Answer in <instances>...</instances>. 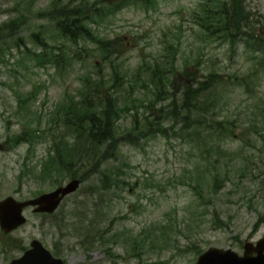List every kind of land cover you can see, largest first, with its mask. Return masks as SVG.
I'll return each instance as SVG.
<instances>
[{"label":"rangeland","instance_id":"obj_1","mask_svg":"<svg viewBox=\"0 0 264 264\" xmlns=\"http://www.w3.org/2000/svg\"><path fill=\"white\" fill-rule=\"evenodd\" d=\"M211 1L156 0L145 10L129 3L114 15L105 7L92 24L97 40L73 43L46 17L52 0H0V27L21 20L17 32L0 36V199H32L67 184L68 173L49 162L76 143L66 136L74 128L64 124L70 109L82 100L85 80L103 75L116 87L118 144L105 147L102 175L83 167L78 178L87 177L58 209L59 222L42 228V219H30L23 228L47 236L49 247L62 241L67 264H193L211 246L235 250L264 236V47L254 37L234 46L209 37L200 22ZM243 1L244 19L264 44V0ZM35 34L49 43L47 56L63 55L58 64L35 58L45 52ZM104 41L114 51L106 53ZM157 64L166 91L155 97ZM172 69L208 76L206 124L184 117L174 88L185 81L174 80ZM212 76L226 83L213 91ZM135 117L156 121L155 130L138 137ZM225 118L236 120L233 135L214 129L213 119ZM106 176H117L119 186Z\"/></svg>","mask_w":264,"mask_h":264},{"label":"trees","instance_id":"obj_2","mask_svg":"<svg viewBox=\"0 0 264 264\" xmlns=\"http://www.w3.org/2000/svg\"><path fill=\"white\" fill-rule=\"evenodd\" d=\"M128 2L136 3V0H52L46 17L54 21L55 31L59 33L60 39L73 43H78L81 40H87L89 38L97 40L93 32L92 24L98 23L97 18L102 19L106 16L104 13L105 7H108L109 15H114L122 10L123 6H128ZM208 15L209 17H207ZM244 15L249 14L245 11L243 0H230L228 2L217 0L215 7L208 10L206 18L201 20L200 27L209 37H218L225 41L234 42V44L243 37H254L258 42L257 38L261 37L260 35H256L257 28L251 29V23H248L249 21L246 18L244 19ZM19 27H21V20L14 19L0 27V36L9 37L7 32H17ZM34 37L43 46L50 47L49 43L43 38H39L38 34H35ZM98 42L101 43V41ZM104 42L107 44L102 49L106 53L114 51L113 46H109L111 42ZM261 44L264 46L263 43ZM178 51L179 47L175 49L174 56L177 55ZM56 56L63 58V55L60 56L57 54ZM172 70L174 71V69ZM152 72V92L156 93V97L166 91V83L159 66L157 68L154 67L151 70ZM179 75L180 78L185 80L182 90L174 88V91L179 92L182 96L180 110L186 118L194 112L199 120V124H206L207 118L205 117V110H203L204 108L202 106L208 103V97L206 98L205 95L210 88L208 86V79L201 80L194 73H187L185 71ZM114 76L117 78V75ZM212 77L213 91L218 86L222 87L226 83L216 76ZM94 79L85 80L84 90L86 91L83 92V98L79 104L74 103L69 111V113H74V116L67 119L64 123L68 127L69 125L74 126L73 131L68 132L66 136L69 138L68 141L74 140L76 143L71 146L72 149H68L66 145V153H64V150L56 151L55 153L58 154V158H52L50 160L51 162H49V166L51 164L53 169L65 171L71 178H78L79 171L87 166L92 167L90 174L102 175V171L99 168L104 164L103 153L105 147L114 150L118 144L115 135L118 133L117 122L121 114L119 112V106H117L118 100L114 96L116 87H114L115 85H109L103 75L98 76L96 81ZM173 84L176 85L175 82ZM173 101H175L174 97ZM175 108L178 107L175 105ZM123 109L124 107L121 108V112H124ZM214 114L216 113L212 114L213 117H216ZM134 119L132 128L138 134V137L144 136L145 132L149 133V131L155 130L154 124H157L156 121H149L148 117L142 120L138 117ZM72 120L75 123H72ZM223 122L224 124L220 120L213 119L214 126L217 125V128L214 127V129H223L225 135H233V124L236 123V120H228L225 118ZM142 127H145L146 130L143 131ZM60 142L65 143L62 138H60ZM71 152H74L73 156H71ZM65 160L67 163L64 162ZM86 177L82 176L80 178H83L82 181H84ZM116 177L106 176V180L104 181L108 182L110 186H119L120 180ZM217 179L218 177H214V180ZM93 232L92 229L89 235H92Z\"/></svg>","mask_w":264,"mask_h":264},{"label":"flooded vegetation","instance_id":"obj_3","mask_svg":"<svg viewBox=\"0 0 264 264\" xmlns=\"http://www.w3.org/2000/svg\"><path fill=\"white\" fill-rule=\"evenodd\" d=\"M7 198V197H6ZM5 198L0 199V202L3 201ZM8 211L9 213L13 212V208H0L1 211ZM34 207H28L25 208L24 216L27 219L26 224L19 226L15 229L5 231L2 226V218L0 217V264H28L29 260H22V258L25 256V254L33 247L32 243L36 240H38L46 251L48 250L52 257L60 259L64 261V264H66L65 259L63 258L64 254V248L62 241L56 243V245L49 247L46 243L47 239H49L47 236L42 237L40 239L30 237L27 234L23 233V228L28 224V221L30 219L37 220V218L42 219L43 224L42 228H45L46 225L52 223L56 224L58 223V218H55V214H45V213H36ZM30 216H29V214ZM5 220L9 221L12 220V218H6ZM48 236H50V232L47 233ZM41 248V247H39ZM217 248V247H209L208 249ZM207 249V250H208ZM222 249V248H218ZM43 251V249H41ZM206 250V251H207ZM225 250H231L234 254L238 256H247L248 258L256 259V258H264V236L258 240H246V241H239L237 249H225ZM206 251L199 252L198 255H194V262L193 264H197L199 261V258L202 256L203 253ZM31 264V263H30ZM34 264H36V261H34ZM212 264V263H211Z\"/></svg>","mask_w":264,"mask_h":264},{"label":"water","instance_id":"obj_4","mask_svg":"<svg viewBox=\"0 0 264 264\" xmlns=\"http://www.w3.org/2000/svg\"><path fill=\"white\" fill-rule=\"evenodd\" d=\"M80 186V180L74 179L71 182H69L66 186L58 188L56 191L42 195L41 197L30 200L27 202H17L12 198H8L5 201L0 203V208H13L15 211L12 214L7 213H0V217L2 218V226L6 230H11L15 228L16 226H19L25 222L24 217L22 216V210L27 206H38L36 209L37 212H47L52 213L56 210V208L59 206L61 201L66 197L67 195L72 194L75 192ZM9 215L13 218L11 222L6 221V218H9ZM36 255L37 260H41L44 263L50 264L51 260L48 256V259L42 256L41 252L38 248H34V250L31 252ZM27 254V257L29 254ZM221 251L218 250H211L210 252H207L204 254L201 258L198 264H207V263H217V264H264L263 258H257L255 260H251L247 257L238 258L235 259L230 254L231 252H227L224 254V257L222 256ZM215 256V257H214ZM220 257V258H219ZM226 257V258H225ZM217 260V261H216ZM220 260V262H219Z\"/></svg>","mask_w":264,"mask_h":264}]
</instances>
